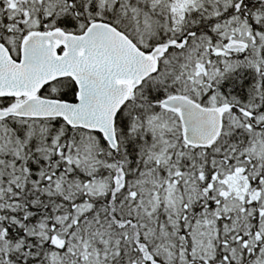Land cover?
Listing matches in <instances>:
<instances>
[{
    "label": "snow or ice",
    "instance_id": "obj_1",
    "mask_svg": "<svg viewBox=\"0 0 264 264\" xmlns=\"http://www.w3.org/2000/svg\"><path fill=\"white\" fill-rule=\"evenodd\" d=\"M0 264H264V0H0Z\"/></svg>",
    "mask_w": 264,
    "mask_h": 264
}]
</instances>
